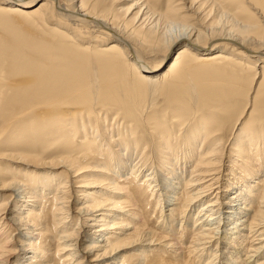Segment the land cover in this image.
<instances>
[{
  "label": "bare ground",
  "instance_id": "obj_1",
  "mask_svg": "<svg viewBox=\"0 0 264 264\" xmlns=\"http://www.w3.org/2000/svg\"><path fill=\"white\" fill-rule=\"evenodd\" d=\"M67 1L0 0V24L25 32L24 22L44 27L55 21L62 28L59 38L66 42L74 41L73 35L79 42V34H86V52L61 48L87 54L84 62L73 60L66 70L84 68L94 93L100 79L97 57L101 74H130L132 81L122 77L118 83L132 85L136 79L145 86L150 107L145 112L142 106L144 121L161 85L177 76L192 107L200 74L230 81L244 69L235 88L247 92V103L264 95V38L254 43L251 35L261 26L240 23L245 2L252 5L249 0H236L231 13L223 11L222 0H176L164 13H157L153 0H131L112 16L94 11L86 0ZM216 8L222 14L218 20L212 16ZM48 46L53 45L41 36L21 37L10 46L0 42L2 60L15 67L13 75H27L37 88L47 83L53 87L27 96L21 82L5 84L8 94L17 97L0 103V264H102L107 256L118 259L125 247L139 251L136 264H264V130L254 138L251 122L245 123L229 160L220 129L206 120L181 133L173 127L158 134L155 143L137 139L135 123L117 120L112 108L100 118L102 107L94 101L82 106L74 96L56 99L68 72L46 64L29 69L22 57L23 51ZM248 71L255 74L250 87ZM260 74L263 79L252 99V83ZM53 113H63L67 123L49 130ZM28 133L32 141L36 136L37 144L48 146L39 152L17 150ZM54 133L68 136L49 137ZM78 146L85 151L81 157ZM140 198L145 207L153 204L156 226L166 229L165 235L145 229L140 207L134 204ZM176 222L178 238L170 234ZM43 237L54 248L43 247ZM149 254H154L152 259ZM124 263L121 257L108 264Z\"/></svg>",
  "mask_w": 264,
  "mask_h": 264
},
{
  "label": "rangeland",
  "instance_id": "obj_2",
  "mask_svg": "<svg viewBox=\"0 0 264 264\" xmlns=\"http://www.w3.org/2000/svg\"><path fill=\"white\" fill-rule=\"evenodd\" d=\"M153 1L157 5V13L158 12L164 13L167 7L171 4V2H175L176 0H153ZM222 1L223 3L221 4L223 5V8H224L223 11L229 12V13L234 12L236 5H237L236 3L238 0L237 1L231 0L232 2L228 0H222ZM249 1H251V4L253 5L251 6L253 8H256V11L253 10L252 7L245 2L243 6L244 7L243 13H241L242 15L240 16V20H241L240 23L252 24V26H256V24H258L261 26L260 28L253 29L254 32L251 34L252 37L254 38L253 39L254 43H256L257 41L261 40V38L262 39L264 38V34H263L264 33V26H263L264 25V18H263L264 17V0H253V2L252 0H249ZM63 2L65 4L66 3L69 4L67 0H63ZM130 2L131 0H86L85 3L88 7L91 6L92 8H94V11L98 13H102L107 16H112L115 12V9H118V8L124 9L128 5H130ZM78 4H80V2H77V5ZM176 4L177 3L175 2L173 6ZM256 5H258V7ZM213 12L214 13H212V16L214 15V17L217 18V20L220 19L222 15L221 12H219L217 8ZM182 15L185 16V14H182ZM34 25L32 22H24L22 26L28 31L21 32V31L13 30L11 28L12 25H10L9 23L7 24L2 23V25L0 24V42L7 43L9 46L12 44L13 41H17L21 37H26V36L29 38L33 36L34 37L41 36L43 37L44 40H49L50 43H52L53 46L39 47L36 50H32L30 52L23 51V55H22L23 61L24 63L28 65L29 69H32L33 65L40 67V68H43L46 65L53 67L54 65V67L51 69L67 73L68 70H66V68L71 67L73 60L77 61V63H81V62H84V60H86L85 55L87 54H69L67 51L61 49L63 47H67L69 49L76 48V49H80V51L82 49L84 52H86L89 49V45L87 43L90 42V39L88 36H86V34L84 33L79 34L80 37L79 36L77 37L79 38V42H77L78 39H76L74 35H73L74 41L66 42L59 38L58 32L61 31L62 28L58 26L55 21L53 22L51 21L50 23H47L44 27L39 26L38 24L36 25V23ZM95 48L96 47H92V48L90 47V52H92L93 50L96 51ZM177 49L178 48H176V50ZM174 53L175 52L172 53L171 57L173 56ZM77 58H79V60ZM100 59H101L100 57H97L98 61L96 62V65L99 67L98 69L99 71H97L96 75L98 79L99 78L100 79L98 80L99 83L96 87L95 93L90 88L88 75L85 74L86 72L84 68L81 67V69H79L80 71L72 70L67 73L66 79H65L66 82L64 80L65 83L63 82L58 94L55 95L56 99L57 98L65 99V97H69L70 99H73V96H74L73 100L79 101V103H81L82 106L91 105L94 101L96 104L102 107L103 111H101L100 113V116H99L100 118L106 116L107 112H109V110L112 108L118 112L117 120L122 121L124 124L127 121H131L135 123L136 133L133 135L137 136V139H141L148 143L157 142L158 134L161 133L162 135L164 134L165 131H168L169 129H172L173 131V127L177 129L180 128L181 130H179V132L181 133V131H184V128L186 126L189 127L193 125V123L196 122L197 120H201V121L206 120L207 122H212L214 124L216 123L214 127H216L217 129H220L222 139L225 138V148H224V152H226L225 160H229L231 155H233L231 149L234 147L233 145L234 140H236V135L238 131L240 130L244 131L245 123L251 122L250 125L252 129L253 130L255 129L254 134H253L254 138H256L257 135L262 136V134L259 131L264 130V121L262 120L263 116H261V115H264V95L259 94V96H257V98L254 99V102L251 101L247 103L246 102L247 92L242 90L243 88H235V85H237L235 84L236 78L239 75L242 76L243 74H246L244 73L245 72L244 69L240 71L241 74H236L237 77H233L230 81L222 80V78L219 79L213 76V74L210 75L211 73L208 75L212 76V78L209 77L208 75L207 77L203 76L204 74L203 75L200 74V76H197L195 85H196V89L198 92V96L194 100L193 107L191 106L192 101L189 99L188 93L184 89L180 88L179 86L182 83L179 81L178 76L174 78V81L166 82L165 84L163 83L161 85L162 90L160 94L156 96V100L154 102L155 106L154 105L152 106V109L150 110L151 113L150 112L146 113L147 120L144 121L143 118L141 117V112L145 107L142 108V106L145 103L146 109L147 108L149 109L150 107L148 94H145L146 92L145 86L137 82L136 79L132 85L125 84V83H121V84L118 83V79H121L122 77L127 78L128 80L130 79L132 81L133 78H131L130 74H126L127 76L125 74H119V76H115L114 74H111L109 72L106 75L101 74V72L103 73L104 71L100 70L101 64H102L100 62ZM37 67L36 69H40ZM13 68L15 67H12L11 65H9L8 63L2 60V54H0V103H2L3 101L8 102L9 100H12L17 97L15 94L13 96L12 94L9 95L8 93H10L11 90L9 92L8 89L5 87L6 83L11 84L13 83L12 81H19L22 83V86L27 87V93H28L27 96L34 95L35 93L40 94V92L43 91V88L45 86L46 88H50L52 90L53 87L51 86V83L45 84L43 88H37L38 86L30 82L27 75L25 74L13 75L12 74ZM81 70L83 72H81ZM198 70L202 71L204 70V68H198ZM203 72L205 73L208 71L204 70L201 73ZM98 73H100L101 75ZM248 73H249V78L247 80L246 86L250 87L251 81L255 74L251 71H248ZM181 74L183 73L181 72ZM73 76H75V78ZM71 79L73 80L72 82H71ZM262 79L263 78L261 74L256 75L255 82L253 81L252 83L253 86L251 87L253 93L250 97L252 99L254 98L256 94V90L258 89L260 83L262 82ZM80 82L81 83L84 82V83L81 84ZM86 83L88 86L86 85L87 86V87L85 86L86 88H82L84 87ZM119 86H121V88H119ZM248 89L250 88H245V90H248ZM61 94H62V97H61ZM23 98L25 99L27 97L24 96ZM61 99H58V100H61ZM76 105H79V104L77 103ZM146 109H145V112H148L149 110L148 109L146 110ZM184 112H187V113L184 114ZM60 115H63V113L62 114L53 113L52 124L47 125V128H49V130H55V129H50V128H53L56 126L63 127L62 123L64 124L67 123V120H65L64 115L61 118H58L60 117ZM260 126H263V127L260 128ZM210 127H213V124H211ZM209 131H211V129H209ZM27 135L28 136L25 138V140L17 143L18 144V147H16L17 150L31 151L32 149L33 150L35 149L34 152L36 151L39 152V149L41 150L45 148V146H48V143L46 142H43L42 144H37L39 143L37 142L39 141V139L36 136H34V139L32 141L31 133H28ZM57 135L58 134L54 133L52 136H49V137H55L57 139V137L68 136L67 134H63L60 136H57ZM205 135L202 136V139ZM20 138L22 137L20 136ZM130 138H132V135H130ZM173 141L177 143L179 142L178 139H173ZM237 143H239L238 140H237ZM255 143H257V141H255ZM55 144L57 145V143ZM200 145H202V143H200ZM56 147L59 149H63L62 145L60 144H58V146ZM77 149H78L77 151L78 156L81 157L82 154L85 153V151L83 150V147L81 146H78ZM90 158L94 159L93 157H90ZM158 158H160V162H161L162 158L160 156H158ZM81 160H83V158H81ZM186 171H190V169L188 168V170ZM179 188H182V187L179 186ZM134 204L140 207V212L138 214L143 219V223L145 224V229H147L148 231L158 236L165 235L166 234L165 232H168L166 231V229H164L165 231L161 229L159 225L158 227L160 228L156 226L158 215H155L156 213L153 214V208H152L153 204L152 203L148 204V206L145 207V205L143 204L142 198H140V200L137 202H134ZM179 208H180V204L177 206V208L175 207L173 213H175L176 215H179L178 214ZM191 226L192 225L186 226V228L188 227L189 229ZM174 230L175 231L173 232V234L172 233L170 234L173 237L176 236L175 238H178V232H177V230H179L178 222L174 224ZM182 233L184 234V232ZM43 239H44V242H43ZM43 239L41 240L42 244L44 245L43 247L46 248L49 244L50 248H54L53 243L46 241V238L44 237ZM184 239H183L184 240L183 242L186 245L187 244L186 242H188L189 240V236L187 238L185 237ZM139 254L140 253L138 250L133 251L131 250L130 247H125V248H122L118 252L117 254L118 259H115V257L113 256H107L106 258L101 260V263L108 264V263L118 262V260L121 257H125V260L128 262L127 264H136L138 261L137 256ZM152 256H154V254L153 255L149 254V257H150L149 259H152L153 258ZM169 260L173 261V259L171 260V258Z\"/></svg>",
  "mask_w": 264,
  "mask_h": 264
}]
</instances>
